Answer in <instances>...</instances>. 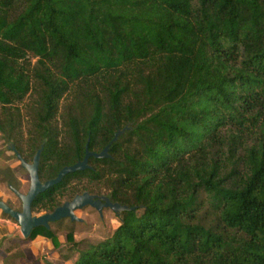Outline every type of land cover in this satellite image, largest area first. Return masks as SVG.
Segmentation results:
<instances>
[{
	"label": "trees",
	"instance_id": "obj_1",
	"mask_svg": "<svg viewBox=\"0 0 264 264\" xmlns=\"http://www.w3.org/2000/svg\"><path fill=\"white\" fill-rule=\"evenodd\" d=\"M125 128L31 206L134 209L72 264H264V0H0V133L40 181Z\"/></svg>",
	"mask_w": 264,
	"mask_h": 264
},
{
	"label": "rangeland",
	"instance_id": "obj_2",
	"mask_svg": "<svg viewBox=\"0 0 264 264\" xmlns=\"http://www.w3.org/2000/svg\"><path fill=\"white\" fill-rule=\"evenodd\" d=\"M34 100L35 98L30 96L22 104L17 105L22 109L20 134L21 146L24 148L29 131L32 130V120L28 109L32 107ZM58 124L60 126V122ZM8 146L6 138L0 133V201L19 212L21 202L9 190L6 182H12L16 190L21 194H26L29 190V177L14 154L8 150ZM87 186L89 185L86 180H83L74 181L69 188ZM90 189L93 190V195L97 196L106 197L109 193L100 184ZM73 198L71 193L64 192L57 197V201L62 205ZM43 214L46 213H33V216ZM75 215L82 220L81 223L71 222L68 219L62 220L50 225L49 235L35 229L28 239H24L17 223H13L15 225L13 243L3 241L0 245V264H72L80 251L89 245H96L110 238L120 227L116 215L108 209L103 210L100 216L97 211L87 207L77 211Z\"/></svg>",
	"mask_w": 264,
	"mask_h": 264
},
{
	"label": "water",
	"instance_id": "obj_3",
	"mask_svg": "<svg viewBox=\"0 0 264 264\" xmlns=\"http://www.w3.org/2000/svg\"><path fill=\"white\" fill-rule=\"evenodd\" d=\"M126 130H128V128L118 131L114 135L111 143L100 153L90 152L88 146H86L85 154L81 161L72 166L64 167L58 173L55 179L46 181L44 183L40 181L38 175L39 160L43 149L41 148L36 152L32 163H27L13 145L8 146V150L15 155L16 160L20 163L21 168L28 174L29 190L26 194H21L13 187H9V190L21 202V211L18 212L13 210L2 201H0V211L17 223L20 233L24 239H28L35 229L44 228L49 230L51 224L58 223L62 220L68 219L71 222L81 223L82 220L77 218L75 213L87 207L97 211L100 216L105 209L112 211L115 215H120L123 212L133 211V208L122 206L118 203H112L107 197H98L96 195H90L89 193H83L81 195L75 196L72 200L57 207L52 213H46L41 216H33L31 210L33 202L40 194H43L47 190L59 185L67 175L88 170L89 160L91 158L97 160L108 158L111 145L116 143L119 137L122 136Z\"/></svg>",
	"mask_w": 264,
	"mask_h": 264
},
{
	"label": "crops",
	"instance_id": "obj_4",
	"mask_svg": "<svg viewBox=\"0 0 264 264\" xmlns=\"http://www.w3.org/2000/svg\"><path fill=\"white\" fill-rule=\"evenodd\" d=\"M11 220L6 218L4 214L0 211V245L3 243V241H10L13 243L14 238V227L15 225Z\"/></svg>",
	"mask_w": 264,
	"mask_h": 264
}]
</instances>
